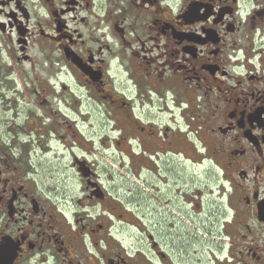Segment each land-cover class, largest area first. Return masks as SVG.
I'll use <instances>...</instances> for the list:
<instances>
[{
  "label": "flooded vegetation",
  "instance_id": "flooded-vegetation-1",
  "mask_svg": "<svg viewBox=\"0 0 264 264\" xmlns=\"http://www.w3.org/2000/svg\"><path fill=\"white\" fill-rule=\"evenodd\" d=\"M198 231L264 264V0H0V264H181Z\"/></svg>",
  "mask_w": 264,
  "mask_h": 264
},
{
  "label": "rangeland",
  "instance_id": "rangeland-1",
  "mask_svg": "<svg viewBox=\"0 0 264 264\" xmlns=\"http://www.w3.org/2000/svg\"><path fill=\"white\" fill-rule=\"evenodd\" d=\"M65 163H66V159L61 160L58 164L59 165H65ZM61 168L63 169V167H61ZM200 172L201 171H199V173ZM58 187H63V188H65L68 191L71 188L68 184L64 185L63 183L58 185ZM194 232H197V231H194ZM197 236L199 238V239L197 238V241H196L195 238H192L194 240V242H193V245L189 244L188 252L184 253L182 251L181 264H198V257H195L197 255L193 254V252H192L193 250L204 251L205 253H207L206 243H202V242H205L207 240L206 237L202 236L200 231H198ZM167 240H169V237H167ZM123 242H124L125 245L129 244V240L128 239H124ZM178 243H179V241L176 242V245H178ZM165 247H166V252L168 254L172 255V253L168 252V245H166ZM173 255H175V257L177 259L178 256H179V252L177 250H173ZM202 260H203V257H202Z\"/></svg>",
  "mask_w": 264,
  "mask_h": 264
}]
</instances>
